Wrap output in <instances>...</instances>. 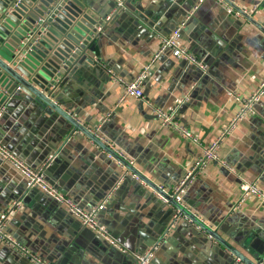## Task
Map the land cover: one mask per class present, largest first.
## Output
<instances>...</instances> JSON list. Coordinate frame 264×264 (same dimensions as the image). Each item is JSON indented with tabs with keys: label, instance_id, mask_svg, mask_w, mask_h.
Returning a JSON list of instances; mask_svg holds the SVG:
<instances>
[{
	"label": "crops",
	"instance_id": "0c3cea01",
	"mask_svg": "<svg viewBox=\"0 0 264 264\" xmlns=\"http://www.w3.org/2000/svg\"><path fill=\"white\" fill-rule=\"evenodd\" d=\"M84 1L103 16L110 11L109 0ZM127 1V12L103 25L94 51L85 53L86 60L71 71L56 99L85 127L108 117L102 135L133 162L130 171L140 178H126L100 215L115 245L81 226L40 190L27 188L23 176L0 159V213L20 204L6 231L52 264H138L136 255L160 240L181 206L204 222V230L179 221L161 241L155 264H232L234 255L241 258L237 252L258 264L264 256V207L254 198L239 204V186L256 181L264 189V99L256 115L220 148L224 164L212 163L199 172L178 201L165 204L155 189L164 186L165 195L172 194L202 148L236 113L230 93L247 97L264 78V1L235 0L244 8L261 4L253 17L241 19L219 2L205 0L187 20L180 41L206 62L207 70L202 73L166 50L144 82V99L118 105L122 90L115 77L141 73L162 37L186 20L198 0ZM7 47L11 56L15 45ZM0 84L10 86V92L15 87L8 80ZM15 91L0 120V142L33 168L51 158L46 177L52 186L86 209L99 204L121 175L107 146ZM147 100L165 109L180 104L179 120L200 145L162 128ZM0 264L32 263L0 243Z\"/></svg>",
	"mask_w": 264,
	"mask_h": 264
},
{
	"label": "built area",
	"instance_id": "2783aa9c",
	"mask_svg": "<svg viewBox=\"0 0 264 264\" xmlns=\"http://www.w3.org/2000/svg\"><path fill=\"white\" fill-rule=\"evenodd\" d=\"M118 3L119 7L126 8L122 0H114ZM205 0H198L194 5L192 10L189 12L185 21L181 22L170 34L165 35L161 39L160 48L151 56L148 64L145 66L144 70L131 79L117 78L115 81L121 86L122 93L118 98V105H121L127 102L130 99H144V82L148 78L151 70L153 69L154 64L161 57V54L166 50H169L171 55L180 61H185L191 65H194L199 68L203 73L207 70L208 66L206 62L199 59L196 55L188 50L184 45H182L180 39L185 29L187 20L191 15L198 10L199 6L203 4ZM220 4L226 6L228 11L237 18L246 19L253 17L256 14L261 4H255L250 7H240L235 0H215ZM264 0H261L263 2ZM115 11L106 17L105 23L111 21ZM98 33L103 31V26H100L97 29ZM36 40L28 46L26 52L32 51ZM24 56L20 58L23 60ZM21 91L20 87L16 88L15 93ZM0 94L3 95L4 100L0 103V120L3 118L7 105L14 96L11 94L7 87H1L0 84ZM234 101L238 105L236 113L220 128L217 135L202 148V154L196 159V161L189 167L184 178L174 186L172 194L168 197L165 195V187L158 186L155 191L157 192V197L162 200L165 204H169L171 200L178 201V197L184 194L187 189L194 183L196 175L199 172L206 170L212 163H221L219 152L222 145L225 141L233 135L237 129L250 118L256 115L257 105L264 99V78L257 84V86L252 90L249 96L243 97L239 94L230 93ZM148 106L152 109V113L155 118L158 120L162 128H167L174 131L180 138L187 141H192L195 144L200 145V140L194 133L189 130L184 124L181 123L178 117V111L180 109V104H177L170 108H161L156 107L152 104L151 101L147 100ZM74 118V116H72ZM107 118L101 120L96 126L85 127L90 134H92L101 144L107 146L106 151L108 157L115 158L117 164L120 168L121 175L117 184L114 188L102 199V201L91 207L84 208L78 204L71 197L61 193L56 187L52 186L46 177V170L51 165L52 159H48L38 168H33L27 164L24 160L19 158L15 153L9 150L0 142V159L2 162L9 164L16 171H18L24 178L25 184L29 189H38L53 201L62 205L66 208L68 213L76 219L81 226L89 229L90 231L96 233L100 237L106 239L110 243L115 245V242L112 240L110 232L108 229L102 225L100 222L101 213L107 208V204L113 198L114 193L120 187V185L128 177L135 178L139 181V176L130 171V168L133 166V162L130 161L122 151L114 150L113 145L105 138L101 133L102 126L107 122ZM76 119V118H74ZM81 126H83L80 121L76 120ZM110 151H109V150ZM240 190V199L239 204L244 203L249 198L256 199L260 207H264V189L256 181H243L239 186ZM20 204L15 202L11 204L6 210L0 213V243L5 244L9 248L18 252L21 256L25 257L32 264H52L40 256L33 254L29 251L26 246L18 242L14 237L9 235L6 231L8 223L11 221V218L18 212ZM181 206L175 209L172 220L170 221L169 226L166 231L156 243H154L149 249L145 252L139 253L136 255L138 264H155L154 258L161 241L165 240L166 237L170 234V231L173 227L177 226L179 221H185L189 224L194 225L198 230H204V222L197 220L195 215H189L185 212ZM210 236H213L210 234ZM232 264H244L242 259L238 256H233ZM258 264H264V256L259 259Z\"/></svg>",
	"mask_w": 264,
	"mask_h": 264
},
{
	"label": "water",
	"instance_id": "95a60500",
	"mask_svg": "<svg viewBox=\"0 0 264 264\" xmlns=\"http://www.w3.org/2000/svg\"><path fill=\"white\" fill-rule=\"evenodd\" d=\"M122 1L129 6L127 0ZM109 7L108 15L103 16L84 0H0V57L4 59H0V83H15L14 88L20 87V93L36 100L45 114L62 116L98 144L84 126L57 105L56 99L71 71L86 60L85 53L94 51L97 29L127 12L114 0H109ZM114 11L111 21L105 23ZM34 40L33 50L26 52ZM13 44L16 49L9 56L7 46Z\"/></svg>",
	"mask_w": 264,
	"mask_h": 264
}]
</instances>
